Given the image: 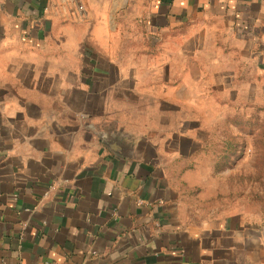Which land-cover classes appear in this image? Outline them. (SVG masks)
I'll return each instance as SVG.
<instances>
[{
  "label": "crops",
  "instance_id": "0c3cea01",
  "mask_svg": "<svg viewBox=\"0 0 264 264\" xmlns=\"http://www.w3.org/2000/svg\"><path fill=\"white\" fill-rule=\"evenodd\" d=\"M118 1L0 0V264H264V211L206 217L172 164L192 53L264 71V0H136L129 45ZM155 43L165 58L142 54Z\"/></svg>",
  "mask_w": 264,
  "mask_h": 264
},
{
  "label": "rangeland",
  "instance_id": "374dc122",
  "mask_svg": "<svg viewBox=\"0 0 264 264\" xmlns=\"http://www.w3.org/2000/svg\"><path fill=\"white\" fill-rule=\"evenodd\" d=\"M126 1L130 4L127 15L116 16V22L129 45L138 41L135 31L145 18L140 21L131 15L136 0ZM118 2L112 0V7ZM147 36L150 33H144L143 41ZM156 51L163 58L168 53L165 43L159 47L155 43L143 48L142 54ZM192 55L195 70L191 68L187 80L191 97H185L191 107L185 115L192 119V135L190 144L183 146L182 158L172 161L176 182L206 217L230 209L264 211V71L251 61L241 62L240 49L212 44L196 48ZM219 71L221 75L215 74ZM128 77L130 88L134 86L132 72Z\"/></svg>",
  "mask_w": 264,
  "mask_h": 264
},
{
  "label": "water",
  "instance_id": "95a60500",
  "mask_svg": "<svg viewBox=\"0 0 264 264\" xmlns=\"http://www.w3.org/2000/svg\"><path fill=\"white\" fill-rule=\"evenodd\" d=\"M101 135H103L102 139L110 150H112L116 154H120V155H124V156L130 155L129 147L127 148L126 146L122 145L121 141L118 138L117 139H115V138L109 139L105 133H102Z\"/></svg>",
  "mask_w": 264,
  "mask_h": 264
}]
</instances>
